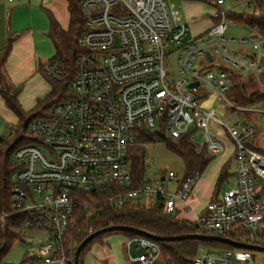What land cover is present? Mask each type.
<instances>
[{
	"label": "built area",
	"instance_id": "built-area-1",
	"mask_svg": "<svg viewBox=\"0 0 264 264\" xmlns=\"http://www.w3.org/2000/svg\"><path fill=\"white\" fill-rule=\"evenodd\" d=\"M226 2L215 0L208 15L211 26L189 36L188 23L166 0L80 1L86 28L77 40L81 51L68 79L69 94L51 103L47 116L32 119L21 132L28 142L12 156L16 168L11 210H0V226L17 216L15 231L28 244L23 264H66L64 240L72 226L75 190L107 193V202L118 208L129 200L157 196L163 198L166 213L186 204L201 177L198 171L184 177L171 170L153 172L129 188L127 152L139 128L176 138L191 135L193 125L202 131L201 146L210 154L223 149L216 138L222 130L233 143L234 181L206 203L194 223L205 233L223 236L245 230L249 243L264 245V238L256 236L264 227V152L258 150L264 146L255 141L257 131H264V101L242 106L226 96L233 86L231 73L249 79L261 76L264 36L253 29L249 37L227 38V14L232 9ZM244 4L254 15L264 14V0ZM171 54L175 80L165 68ZM216 62L227 67L205 68ZM42 70L53 79L68 77L63 61L46 62ZM195 81L197 86H188ZM202 86L205 90L198 91ZM131 240L142 249L136 260L153 264L159 256L156 242L145 236ZM193 264L253 260L247 249L221 252L201 247Z\"/></svg>",
	"mask_w": 264,
	"mask_h": 264
},
{
	"label": "trees",
	"instance_id": "trees-1",
	"mask_svg": "<svg viewBox=\"0 0 264 264\" xmlns=\"http://www.w3.org/2000/svg\"><path fill=\"white\" fill-rule=\"evenodd\" d=\"M81 0H66L69 22L66 29L53 18L50 21L48 37L50 38L54 55L47 61L59 60L66 64L68 77L63 80L47 77L42 70L43 65L38 66V71L48 82L50 89L43 97L38 98L35 105L25 110L18 99L22 91V85H13L8 81L4 72V62L10 53L12 38L7 42L0 54V96L5 105L17 116V122L13 127L17 128L16 133L11 134L9 130L6 134L0 136V210H11L10 193L12 187L11 176L16 168L13 162L14 150L28 142L21 135L26 130L28 123L38 117L48 115L49 105L65 95L69 94L67 90L68 79L75 67V58L81 51L77 42L80 34L85 30V17L80 8ZM208 4H213L215 0H197ZM229 20L244 23L255 29L260 36H264V14L254 15L249 12H228ZM264 47V46H263ZM264 84V70L261 74ZM226 96L234 103L242 106L253 105L264 101V88L248 92L243 85H233L226 92ZM139 136L136 143L131 145L127 152L128 160L131 165V184L129 188L139 185L145 177V147L144 143L162 140L167 148L180 156L185 164L183 177L195 171H204L206 166L213 158L205 146H198L191 140L190 134L181 135L173 138L164 131H151L145 128H139ZM264 152V148H258ZM228 167L225 165L220 171L216 183L215 192L220 190L221 185L227 181ZM74 208L71 217L72 226L66 233L64 240V250L66 255V264H74V250L80 241L89 233L105 226L113 224L130 225L143 229L149 233L170 236L183 233H205L201 231L196 223L180 220L176 218V211L173 213L164 212L163 198L157 196L150 199L129 200L121 207H114L107 202V193L97 191H74ZM17 226V216L13 215L11 220L4 226H0V264H23L26 260V254L19 263L8 262L5 257L16 240H22L21 233L15 231ZM113 233H122L130 238L142 236L133 232L113 230L96 236L90 240L80 251L79 262L82 264V258L91 244L101 240ZM232 239L244 242H250L249 232L241 230L239 233L226 235ZM256 236L264 238V227L257 231ZM159 247V255L165 264H193L194 257L199 252V248L213 249L221 252L235 250L233 246L221 241H203L197 239L183 240H153ZM131 264H141L140 261H134Z\"/></svg>",
	"mask_w": 264,
	"mask_h": 264
},
{
	"label": "rangeland",
	"instance_id": "rangeland-1",
	"mask_svg": "<svg viewBox=\"0 0 264 264\" xmlns=\"http://www.w3.org/2000/svg\"><path fill=\"white\" fill-rule=\"evenodd\" d=\"M5 5V13H4V23L8 25L10 30L16 31L26 27H32L33 30L37 34L35 35V40L37 42V46L41 47V52L47 53L48 57L51 58L54 55V48L50 38L48 37V29L50 26L51 19H55L61 27L67 28L69 17H68V10L66 6L65 0H22L20 2H9L8 0H0ZM168 4L173 2L175 4V8L178 9L180 18L184 21H187L190 26V33L189 36H193L194 33L191 23L192 20L189 19V13L193 12L194 15L201 19L200 21L204 23L207 19V14H209L210 7L206 3L202 2H194L193 6L189 8H185L184 4L181 0H166ZM193 3V2H192ZM232 0L226 2L225 7L231 8ZM231 6V7H229ZM257 10V9H256ZM249 12L253 13L252 8H248L247 6H239L237 8H232V12ZM199 21V20H198ZM254 34V30L244 23L235 22L232 20L227 21V30L225 32V36L227 38H241V37H249L250 35ZM253 47L250 48L252 50ZM44 61V59H41ZM219 61V60H218ZM218 67V68H226V64L223 62H216V64L211 63L206 65L205 68L211 69V67ZM165 68L168 72V75L171 79L175 80L177 78L176 74V65H175V54L169 55L168 58L165 60ZM238 72V71H236ZM231 78V85H243L248 92H252L256 89L264 88V84L262 82L261 76L249 79L247 76L241 75V73L230 75ZM46 79L43 75L38 76L35 74L34 77L28 79V81L24 82L22 85L23 89V100L21 106L25 110H29L34 104V100L36 97L42 96V94L48 93L49 86ZM205 88L202 86L198 89V91H204ZM234 117H239V115H233ZM251 116V117H250ZM249 118H253L257 120L256 115H250ZM232 117V118H234ZM6 125L1 122L0 119V136L6 134V131H3ZM212 124L209 126V130L213 134L216 135V129H214ZM218 129V128H217ZM11 134L18 132L16 127H11ZM260 128L257 131V137L255 139L256 142L264 144V131H261ZM189 131L191 132V140L194 144L198 145L199 147L202 145L203 142V134L200 130H195L193 125H190ZM220 134L216 137L217 140L223 144L224 140L227 135L223 133L222 130H219ZM254 142V143H256ZM145 147V175H149L150 173L158 174L161 171H173L178 176H182L185 172V164L183 159L175 154L174 152L170 151L165 142L162 140L154 141V142H146L143 144ZM14 162V160H13ZM210 167V166H209ZM233 168V165L230 166ZM229 167V173L233 171ZM208 168V167H207ZM233 183H228L227 181L224 182L220 187V193H223L226 189L229 188L230 185ZM26 241L23 240H16L12 245L10 250L8 251L5 259L8 262L12 263H19L23 256L25 255L26 248ZM209 248V247H207ZM251 259L253 260V264H264V251L259 250H250ZM157 260V262H159Z\"/></svg>",
	"mask_w": 264,
	"mask_h": 264
},
{
	"label": "crops",
	"instance_id": "crops-1",
	"mask_svg": "<svg viewBox=\"0 0 264 264\" xmlns=\"http://www.w3.org/2000/svg\"><path fill=\"white\" fill-rule=\"evenodd\" d=\"M20 1L22 0H15L9 2L15 3ZM181 1L183 2L185 8L193 6L192 4H194L195 1L201 2L197 0ZM206 4L209 5V7L211 8V4ZM170 5H173L175 7V4L173 2H171ZM230 5H232V7L229 6L231 7L229 8L230 10L239 6H246L244 4V0H232V4ZM4 13L5 5L3 2H0V54L7 42V39L12 38L11 50L3 66L4 72L7 75L8 81H10L13 85H23L24 82L34 77L35 74H38V76L42 75L40 71H38V66L43 65L49 60V58H47L48 54L41 52V47L37 46V42L35 40V35L37 34V32L35 33V31L38 30L34 31L32 27H26L20 30L12 31L10 30L8 25L4 23ZM208 15L209 14H207V16ZM206 18V21L202 23L200 21L201 19H198V17L194 15L193 12L189 13V19L192 20L191 27L194 31L193 35H198L205 31L209 26H211V19L209 18V16ZM41 59H44V61H42ZM23 93L24 92L22 89V91L18 95V99L21 104L23 100ZM45 94L36 97L33 106L35 105L36 100L38 98L43 97ZM0 119L3 125H6L3 130L6 131V133L17 122V116L5 105V102L1 96ZM224 138L225 143L223 149L220 152L213 154L212 160L201 173V177L198 180L186 204L179 203V207L176 210L177 219L186 220L188 222L194 223L196 217L204 210L206 203L213 198L221 196L220 190L218 192H215V183L217 177L225 165H227L229 170V167L232 164L233 168H230L233 172L235 167L232 155L233 143L227 136ZM233 172L229 173L228 171L227 182L230 184L234 181ZM141 253L142 249L133 240H131L129 236L122 233H113L91 244L83 255L82 264H131L132 262L137 261L136 258ZM159 259L160 261L157 262V260ZM153 264L165 263L159 255L155 259Z\"/></svg>",
	"mask_w": 264,
	"mask_h": 264
},
{
	"label": "water",
	"instance_id": "water-1",
	"mask_svg": "<svg viewBox=\"0 0 264 264\" xmlns=\"http://www.w3.org/2000/svg\"><path fill=\"white\" fill-rule=\"evenodd\" d=\"M210 58V55H208ZM198 85V81L190 83L189 87H195ZM113 230H121V231H127V232H133L138 235H142L145 237H148L153 240L161 241V240H183V239H197V240H203V241H221L224 243H227L231 246H233L236 249H247V250H259L264 251V245H259L255 243H249L244 241H238L235 239H232L227 236L218 235V234H212V233H183V234H176V235H170V236H160L156 234L149 233L143 229L133 227L130 225H122V224H113L109 226L102 227L100 229H97L91 233H89L87 236H85L80 243L76 246L74 250V257L73 262L74 264H80L79 262V254L80 251L87 245V243L95 238L98 235L113 231Z\"/></svg>",
	"mask_w": 264,
	"mask_h": 264
}]
</instances>
